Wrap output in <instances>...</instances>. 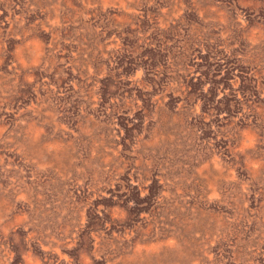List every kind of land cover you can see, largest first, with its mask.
Instances as JSON below:
<instances>
[{
    "label": "rangeland",
    "instance_id": "rangeland-1",
    "mask_svg": "<svg viewBox=\"0 0 264 264\" xmlns=\"http://www.w3.org/2000/svg\"><path fill=\"white\" fill-rule=\"evenodd\" d=\"M0 264H264V0H0Z\"/></svg>",
    "mask_w": 264,
    "mask_h": 264
}]
</instances>
